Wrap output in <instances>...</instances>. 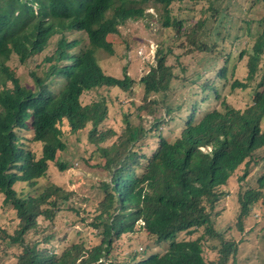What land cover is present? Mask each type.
Instances as JSON below:
<instances>
[{"label":"trees","instance_id":"obj_1","mask_svg":"<svg viewBox=\"0 0 264 264\" xmlns=\"http://www.w3.org/2000/svg\"><path fill=\"white\" fill-rule=\"evenodd\" d=\"M176 1L0 0V194L19 220L8 235L9 244L18 250L16 264H115L110 260L114 243L139 230L167 248L163 254L135 257L129 264H208L202 237L183 241L177 237L192 236L202 228L208 237L219 235L212 214L225 197L223 188L241 166L244 181L255 154L264 148V17L256 23L241 19L245 47L235 54L221 45L220 37L214 43L206 41L210 36L203 40L214 30L213 22L224 24L232 15L215 9L222 0L208 2V10L196 21L175 16L171 8ZM143 4H151L161 25L176 34L158 46L154 63L139 82L144 96L135 117L141 122L152 117L151 127L134 125L126 115L118 136L107 126L108 102L83 104L82 97L101 88L131 92L134 80L126 73L123 78L106 75L96 55L114 52L108 39L119 35L129 20L144 18ZM249 4L264 7V0ZM75 34L84 36L68 38ZM55 38L54 50L37 64L36 58ZM179 41L187 47L185 55L215 53L206 72L214 73L213 79L200 84L202 76L198 81L185 77V65L174 56ZM14 56L21 67L36 63L29 72L31 86L21 83L17 69L6 66ZM239 70L243 78L237 76ZM177 92L179 102L171 103V94ZM239 92L247 97L240 107L230 102ZM196 95L202 99L188 100ZM208 102L214 106L200 108ZM172 124L178 133L165 131ZM88 126L100 159L96 166L108 173L99 187L97 214L89 224L82 216L85 208L70 205L76 195L64 188L50 184L36 196L15 190L23 184L36 191L38 181L48 176L50 163L62 172L69 170L61 158L67 149L65 131L76 134ZM25 130L31 131L32 142L42 144L39 159L21 143L18 133ZM260 184L264 185V176ZM260 200L264 205V192L257 190L240 197L239 224ZM63 212L95 229L98 244L71 242L56 253L53 225ZM42 222L48 225L43 227ZM237 251L234 241L224 242L217 262L211 264H227Z\"/></svg>","mask_w":264,"mask_h":264},{"label":"rangeland","instance_id":"obj_2","mask_svg":"<svg viewBox=\"0 0 264 264\" xmlns=\"http://www.w3.org/2000/svg\"><path fill=\"white\" fill-rule=\"evenodd\" d=\"M210 1L213 0H178L171 9L177 17H187L192 21H196L198 16L201 15L200 13H205L208 10V2ZM249 1L251 0H222L217 3L215 9H226L225 11H231L232 15L229 14L230 16L225 18L224 24L218 21L213 22L214 30L208 32V35H205L203 40L210 36L206 41L214 43L220 37L224 40L221 45H225L224 48L227 51L231 49V52L235 51V54H238L245 47V42L241 37L244 36V25L241 23V19L244 18L256 23L264 17V7L257 5L250 8L251 4L248 5ZM143 6L146 8V16L144 18L129 20L120 27L119 35H111L108 39L113 45L114 52L109 54L101 51L96 55L106 75L123 78L126 73L134 80L135 85L131 92L101 88L97 92H89L82 97L83 104L105 100L108 102L109 118L107 126L113 128L118 136L121 135L125 128L123 123L126 115L134 121V125L141 123L146 128L151 127L153 123L152 117L146 118L145 122H141L135 117L136 108L144 96L143 86L139 82L141 78L148 74L151 65L154 63L158 46H161L164 40L176 34L174 31L169 33L168 29L161 25L159 17H157L158 13L151 4H143ZM255 26L256 24L253 25V27ZM186 27H190V24H187ZM257 29H260V27ZM80 36L83 37L84 35L75 34L68 38L74 39ZM56 39L43 52V55L36 58L37 64L42 61V57L44 58L54 50ZM83 42L84 44L86 43L84 45L86 46L87 40L84 39ZM181 43L180 41L176 43L173 49L174 56H179L178 62L185 65V77L198 81V76H202L199 81L200 84L213 79L215 74L206 75V72L216 60L215 53L213 55L194 54L193 57L192 55H185L188 50L186 46L182 48ZM165 49H168V47L166 46ZM35 65L36 63H33L21 67L16 56L6 64L10 70L17 69V75L20 77L21 83L29 86H31L29 72L35 68ZM243 75L244 73L239 70L237 76L243 78ZM8 87L11 88V84H8ZM198 92L199 88L197 87L196 94ZM180 95L181 93L178 92L171 94L169 101L171 103L179 102ZM246 98V93L239 92V96L230 97V102L234 106L240 107L241 104L246 103ZM196 99L201 100L202 96L197 97L196 95L195 98L188 100L194 101ZM183 100H187V98H183ZM212 106L214 105L208 102L200 106V108L206 109ZM158 112L160 116L163 115L162 111ZM91 128V126H88L87 129L76 134L65 131L63 140H65L67 149L61 158L69 164V170L62 172L56 163H50L48 176L38 181L36 191L23 184H17L15 190L19 194L24 193L25 195L36 196L50 184L64 188L69 193L76 195L72 196L70 205L72 206L76 203L78 208H85L82 216L88 219L89 224L97 214L96 207L101 201L99 187L102 182L108 180V173L96 166L100 159L96 152V146L90 142L89 131ZM175 130L177 128L174 124L165 128L166 132L173 131L176 133ZM178 132L179 129L177 130ZM31 134L30 130H25L19 132L18 136L21 138V143H24L26 148L31 150L35 157L39 159L42 153V144L32 142ZM243 174L244 166H241L229 180L228 185L223 188L222 191L225 192V197L212 214L213 229L219 235H216L214 239L213 237H208L202 228L192 236L181 233L177 237V241L202 237L203 257L208 264L217 262L224 242L230 241H234L238 251L237 257L233 258L232 255L227 264H264V205L262 200L252 207L250 214L243 219L241 224L238 221L241 213L240 197L250 190H257L260 193L264 192V185L261 186L260 184V180L264 176V148L257 151L250 165L248 177L241 181L240 178ZM82 199L88 202L84 204ZM18 223L16 212L13 211L11 206L4 204V196L0 194V264H16L18 250L9 244L8 235L14 232ZM47 225V222H42L43 227ZM53 227L56 232V240L53 241L52 248L56 253H61L64 247L71 242L83 243L86 247L96 245L99 242L95 236L97 231L80 222L79 217L69 212L61 213L56 218ZM113 248L110 260L115 262V264H129L135 257L139 259L148 258L152 254H163L167 245L154 242L147 232L139 230L136 233L120 238L114 243Z\"/></svg>","mask_w":264,"mask_h":264}]
</instances>
